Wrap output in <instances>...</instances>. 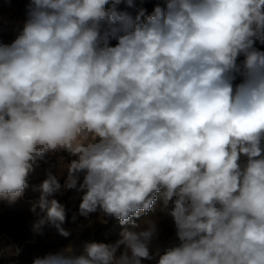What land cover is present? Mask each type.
Returning a JSON list of instances; mask_svg holds the SVG:
<instances>
[{
	"label": "clouds",
	"instance_id": "clouds-1",
	"mask_svg": "<svg viewBox=\"0 0 264 264\" xmlns=\"http://www.w3.org/2000/svg\"><path fill=\"white\" fill-rule=\"evenodd\" d=\"M122 2L135 7L29 0L22 32L0 42V200L15 202L41 161L66 152L63 188L83 193L80 215L123 225L162 193L177 242L150 254L149 221L33 264H264V0H164L135 19ZM40 188L34 231L68 236L64 205L48 199L58 177Z\"/></svg>",
	"mask_w": 264,
	"mask_h": 264
},
{
	"label": "rangeland",
	"instance_id": "rangeland-1",
	"mask_svg": "<svg viewBox=\"0 0 264 264\" xmlns=\"http://www.w3.org/2000/svg\"><path fill=\"white\" fill-rule=\"evenodd\" d=\"M28 2L29 0H0V42L9 44L22 32L28 19ZM111 6L109 3L105 7L107 9ZM156 6L144 7L145 16L151 15ZM159 6L165 7V5ZM140 9L138 5L129 8L123 2L117 6L118 11L128 12L133 19ZM115 43L116 41H112L113 45ZM61 157L65 164L74 159L66 152L49 154L46 158L47 162L41 161L35 172L28 177V187L15 202L0 200V264H33L35 258L57 252L79 256L84 254L86 243L114 244L122 239L119 235L111 237L106 231L101 235L96 234L108 219L100 211L90 213L87 217L80 215L79 205L82 202L83 193H78L75 189L63 188L67 179V170L62 167ZM239 163L242 167L244 166L242 156ZM49 171L58 177L62 185L61 191L48 199H56L65 207V222L62 227L69 233L66 237L49 226H45L40 232L33 229L34 223L45 214L41 211L38 201L41 195L40 186L47 179ZM82 182L83 174L80 175L77 186ZM157 196L160 201L136 222L139 227L132 226L129 230H144L148 227L147 222H155L157 236L149 245L150 254H154L157 249L163 252L177 242L174 223L163 211V195L157 193ZM33 206L35 211L32 210ZM74 216L75 220H73ZM102 238L105 240H101ZM123 251L124 246L121 245L117 249L116 256L119 257ZM141 264H156V260L142 259Z\"/></svg>",
	"mask_w": 264,
	"mask_h": 264
},
{
	"label": "trees",
	"instance_id": "trees-1",
	"mask_svg": "<svg viewBox=\"0 0 264 264\" xmlns=\"http://www.w3.org/2000/svg\"><path fill=\"white\" fill-rule=\"evenodd\" d=\"M165 5L164 0H135V5H138L141 8H146L150 7L151 5ZM144 17H141V20H143ZM255 39V38H254ZM254 47L259 50L264 52V43H262L260 40H255ZM244 56L241 55L238 57V64L243 63ZM242 82V77L237 76V79L234 81V84H239ZM261 147L264 148V141L261 142ZM242 159L244 161V165L247 162V158L242 156ZM158 201H160L159 196L156 197V200L154 201L153 205L154 206ZM145 214L141 212L139 217H132L129 223L126 224H121L120 221L117 218L114 217H108L107 221L97 230L96 234L101 235L103 232H107L111 237H115L116 235L122 236V233L124 231H129L130 228L133 226L132 221H139ZM101 240H105V238H102Z\"/></svg>",
	"mask_w": 264,
	"mask_h": 264
}]
</instances>
